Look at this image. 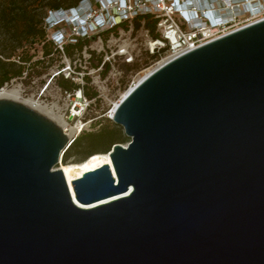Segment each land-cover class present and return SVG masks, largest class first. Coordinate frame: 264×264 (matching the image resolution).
Here are the masks:
<instances>
[{"label":"water","instance_id":"water-1","mask_svg":"<svg viewBox=\"0 0 264 264\" xmlns=\"http://www.w3.org/2000/svg\"><path fill=\"white\" fill-rule=\"evenodd\" d=\"M113 117L130 142L74 198L65 132L0 99V264H264V20L164 64Z\"/></svg>","mask_w":264,"mask_h":264},{"label":"built area","instance_id":"built-area-1","mask_svg":"<svg viewBox=\"0 0 264 264\" xmlns=\"http://www.w3.org/2000/svg\"><path fill=\"white\" fill-rule=\"evenodd\" d=\"M79 3L69 10L49 12L44 18L43 26L54 51L49 57L56 55L59 60L55 61L53 73L37 99L63 116L65 133L74 127L79 132L76 138L82 133L98 132L103 127L101 119L112 120L115 102L135 85L143 72L264 20V0H81ZM146 16L157 22L155 36L145 28ZM137 18H142L139 30L135 29ZM135 32L138 35L133 37ZM79 40H89L90 44L72 57L67 56L65 46ZM59 78L78 87L71 91L58 87L57 102H46L42 97ZM85 89L94 96L88 97ZM97 110L100 115L91 117ZM75 139L70 140L67 149Z\"/></svg>","mask_w":264,"mask_h":264},{"label":"trees","instance_id":"trees-1","mask_svg":"<svg viewBox=\"0 0 264 264\" xmlns=\"http://www.w3.org/2000/svg\"><path fill=\"white\" fill-rule=\"evenodd\" d=\"M15 1V0H11ZM81 0H55L53 3L48 5L49 11H59V10H69L80 4ZM16 4V3H13ZM16 13V14H15ZM5 18L3 21H7L5 26L6 30L10 34L9 40V51L5 50L0 51V90L5 86L12 83V80L19 79L24 77V74L28 72L27 64L30 63V57L20 56L19 51H24L25 44H28L31 40L33 43L37 41L45 40L46 31L44 29L42 20L36 21L34 17L29 16L25 10H20L19 12H8L3 11ZM142 18L135 19V29H140V20ZM145 20V28L150 30L151 33L155 36L156 23L149 16L143 18ZM23 24V29L19 30L18 24ZM38 24H42L41 28H38ZM108 35V34H107ZM48 43V42H47ZM50 44V43H49ZM44 45V57L50 56L53 51V47L50 44ZM89 40H79L76 44H67L65 46V54L69 57H72L76 51H81L85 45H89ZM3 45V44H1ZM42 61H37L32 64V68H35L38 65H42ZM59 86L65 91H71L76 89L78 86L70 80H65L64 78L57 79ZM85 94L92 98L94 94H91L87 89H85ZM124 134L120 129L108 130L106 128H101L97 133H83L69 146L63 155V163L67 164H79V163H68V156L70 152L74 150L82 149L88 155L82 161H86L90 157L94 156L95 153L109 154L113 146L119 143H126L129 140L123 138ZM97 155V154H96ZM82 162H80L82 164Z\"/></svg>","mask_w":264,"mask_h":264},{"label":"rangeland","instance_id":"rangeland-1","mask_svg":"<svg viewBox=\"0 0 264 264\" xmlns=\"http://www.w3.org/2000/svg\"><path fill=\"white\" fill-rule=\"evenodd\" d=\"M55 0H0V51L5 50L6 52L9 51V45H10V34L6 30L5 26L7 25V21H3L5 18L3 11L8 12H19L20 10H25L29 16H32L35 18L36 21L42 20L44 17L48 15L49 7L48 5L50 3H53ZM16 3V4H13ZM16 14V13H15ZM42 24H38V28H41ZM19 30L23 29V24H18ZM136 32L133 34V37H136ZM45 40L37 41L33 43V40H31L28 44H25L24 51H19L20 56L24 57H30V63L27 64V75L19 79L12 80V83H10L8 86L9 89L18 87L21 90V97L22 99H29L30 97L35 96L36 99H38L39 95L41 94V89L44 84H46V81L49 80L50 75L53 73L52 67L55 63V61H58V57L55 55L54 57H44V45L49 44V39L47 37V34L45 36ZM127 37H124L123 39H126ZM48 42V43H47ZM3 44V45H1ZM50 47V44H49ZM42 65H38L35 68H32V64L37 61H42ZM144 74V73H143ZM142 74V75H143ZM141 75V76H142ZM139 81V79H138ZM59 86V82L56 80L54 81V84H51V87L46 91L44 96L42 97L43 100H47L46 102L49 103H56L58 100V92L57 88ZM91 117L99 116L100 111L97 110L96 112H93L90 114ZM101 122L103 123V128H106L108 130L112 129H120L122 131V134H124V131L121 127H118L115 125L112 120L109 119H101ZM100 131V130H99ZM97 133V132H93ZM83 134V133H82ZM80 136V135H79ZM78 136V137H79ZM123 138L129 140L128 137H126V134L122 135ZM77 137V138H78ZM129 142L126 143H119L123 146L128 145ZM95 154H102V153H95ZM87 153L80 150H74L70 152L68 158V163H80L82 162L86 157ZM63 163V160L62 162ZM61 163L55 167V169L61 168Z\"/></svg>","mask_w":264,"mask_h":264},{"label":"bare ground","instance_id":"bare-ground-1","mask_svg":"<svg viewBox=\"0 0 264 264\" xmlns=\"http://www.w3.org/2000/svg\"><path fill=\"white\" fill-rule=\"evenodd\" d=\"M171 60H166L162 63H160L158 66L149 69L148 71L143 72L136 80V83L134 86H131V88L126 91L119 102H115V106L110 114V116L112 117V119L114 118V113L117 109V107L119 106V104L122 102V100L124 98H126L128 96V94L135 88L137 87L138 84H140L143 80H145L148 76H150L154 71H156L158 68H160L161 66H163L164 64L170 62ZM139 79V81H138ZM0 99H9V100H14V101H19V103L35 110L36 112H38L41 115H44V117H46L47 119H49L51 122H53L57 127H59L63 132L66 131V122L63 118V116L57 114L54 111V108H51L49 106L44 105L43 103H41L40 101H38L35 97H30L29 99H22L21 97V90L18 87H14L9 89L8 87H4L0 90ZM79 128V127H78ZM79 132H77V130L72 127L70 129H68L67 133H65V135L69 138V140L71 139H75L76 136L78 135ZM63 160V156H61V160L60 163ZM61 168L60 170H62L65 174L67 183L69 185V188L71 190V193L73 195L74 198L75 194H74V189H73V185L72 182L78 178H81L83 176V174L96 170L98 168H100L101 166L105 165V164H109L112 166L111 163V159H110V155L109 154H95L94 156L90 157L89 159H87L86 161L79 163V164H67L65 165L64 163H61ZM114 166H112V170L114 172ZM128 195L127 194H121V195H117L115 197H112L110 199L107 200H103L100 202H96L92 205H80L82 208H86V209H91L109 202L124 198Z\"/></svg>","mask_w":264,"mask_h":264}]
</instances>
